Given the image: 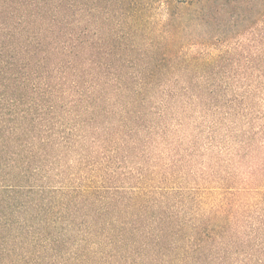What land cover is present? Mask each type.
Masks as SVG:
<instances>
[{
    "label": "trees",
    "instance_id": "obj_1",
    "mask_svg": "<svg viewBox=\"0 0 264 264\" xmlns=\"http://www.w3.org/2000/svg\"><path fill=\"white\" fill-rule=\"evenodd\" d=\"M215 1L0 0V264H264V15L183 42Z\"/></svg>",
    "mask_w": 264,
    "mask_h": 264
},
{
    "label": "rangeland",
    "instance_id": "obj_2",
    "mask_svg": "<svg viewBox=\"0 0 264 264\" xmlns=\"http://www.w3.org/2000/svg\"><path fill=\"white\" fill-rule=\"evenodd\" d=\"M145 1L150 4L152 20L161 23L168 20L167 10H162L159 0H142V3ZM212 13L207 17L210 20L207 22L202 21L201 24L196 23L189 18L190 16L184 14L182 18L184 30L180 35L182 41L205 42L233 36L239 29L247 27L257 18H260L261 15H264V0H216ZM108 16L109 18L103 30L107 33H113L115 17L111 16V11H109ZM98 25H100V22Z\"/></svg>",
    "mask_w": 264,
    "mask_h": 264
}]
</instances>
